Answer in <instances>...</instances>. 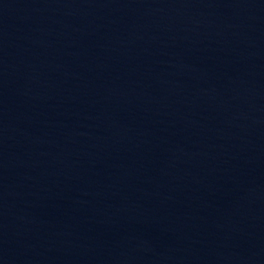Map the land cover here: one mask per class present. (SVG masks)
Listing matches in <instances>:
<instances>
[{
	"label": "water",
	"instance_id": "1",
	"mask_svg": "<svg viewBox=\"0 0 264 264\" xmlns=\"http://www.w3.org/2000/svg\"><path fill=\"white\" fill-rule=\"evenodd\" d=\"M0 264H264V0H0Z\"/></svg>",
	"mask_w": 264,
	"mask_h": 264
}]
</instances>
